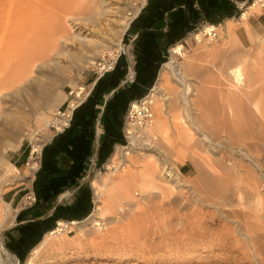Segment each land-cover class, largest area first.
<instances>
[{
	"label": "rangeland",
	"instance_id": "1",
	"mask_svg": "<svg viewBox=\"0 0 264 264\" xmlns=\"http://www.w3.org/2000/svg\"><path fill=\"white\" fill-rule=\"evenodd\" d=\"M36 1L23 0L8 10L9 0H0V20L7 22L0 26V71L22 42L27 45L53 25L60 26L59 13L67 2L68 6L75 2ZM112 1L116 8L109 22L89 35V44H70L60 56L58 71L53 63L45 67L33 63L26 66V82L1 90L0 193L10 186L8 191L30 185H12L10 179L24 167L15 168L10 157L21 150L30 156L32 146L53 133L49 123L62 101L74 98L69 92L80 86L86 90L109 66L115 49L128 53L129 44L121 45L124 28L143 0ZM260 3L246 9L245 19H238V14L232 30L221 22L219 37L211 42L188 37L180 42L181 53L171 54L169 48L164 58L167 77L149 91L151 106L144 104L153 113L152 122L140 123L133 117L127 128L134 130V138L128 135L125 147L116 152V146L110 154H116L117 163L110 159L107 164L113 167L96 166L86 176L95 181L90 215L76 222L62 220L68 226L47 232L37 252L22 264H264ZM147 165H158L162 171L154 182L138 179L114 189V179ZM2 210L1 228L6 223Z\"/></svg>",
	"mask_w": 264,
	"mask_h": 264
},
{
	"label": "crops",
	"instance_id": "2",
	"mask_svg": "<svg viewBox=\"0 0 264 264\" xmlns=\"http://www.w3.org/2000/svg\"><path fill=\"white\" fill-rule=\"evenodd\" d=\"M250 1H143L124 31L121 45L129 44L128 53L120 52L113 57L111 67L92 78L84 97L70 112L69 125L62 132L49 134L41 144L38 163L35 159L33 168L28 169L33 155L29 159L27 150L10 157L15 168V164L24 167L22 172L17 169L18 177L10 179L12 185L30 184L8 191L13 188L10 186L0 193V209L7 213L0 236L5 249L20 264L27 261L47 232L55 230L56 223L81 221L90 215L93 186L86 176L92 168L109 162L114 147L115 151L123 147L130 104L155 89L169 48L182 45L180 42L187 40L188 33L202 21L223 22L225 27ZM69 99L67 96L61 105ZM25 178H29L27 182ZM26 189L35 198L31 203L24 202Z\"/></svg>",
	"mask_w": 264,
	"mask_h": 264
},
{
	"label": "bare ground",
	"instance_id": "3",
	"mask_svg": "<svg viewBox=\"0 0 264 264\" xmlns=\"http://www.w3.org/2000/svg\"><path fill=\"white\" fill-rule=\"evenodd\" d=\"M6 1L8 2V0H6ZM34 1L37 2L36 0H34ZM74 1L75 2H72V4H70L69 6H68L69 2H67L65 9L64 10L61 9L62 11L59 13L60 15H58V16H60V21H62L60 26H57L55 24V25H53L52 28L48 29L47 32H45V34L42 37H40V39L35 38V39H33L34 41H32V42L29 41L27 43V45H25L22 42L21 46L19 48H16V50H18V51H16L14 49L15 52H14V54H12L13 60L11 62L7 61L8 65L0 71V92H1V90L2 91L4 89L6 90L7 87H13V85H15V84H21L25 80L27 81L26 78L29 76V72H27L26 66L30 67L33 65V63L39 62L40 67H45L47 65L50 66V64L53 63L55 65L54 66L55 69L58 71V66L60 65V62H61L60 56L69 50L68 46L70 44H73V45L74 44L84 45L85 43L89 44L90 39H91V38H89V35L91 33H93V31L100 30L102 25L107 24L109 22L108 17L110 15L112 9L116 8L114 6V3L112 0H74ZM256 1L258 2L260 0L253 1L252 3L249 4L250 6L247 5V7H245L244 10L239 14L238 19H245V16L247 13L246 9L251 8L254 3L256 4ZM21 2H23V0H9V9L8 10H11L12 7L18 6V4H21ZM138 9H139V7H138ZM138 9L136 10V12L138 11ZM8 13H9L8 16H10L11 13L10 12H8ZM63 16L65 18H62ZM0 17H1V13H0ZM3 22H5V21L0 20V26ZM65 23H68L69 27L64 26ZM230 24H231V21L227 22L225 27L226 28L231 27ZM6 25H7V22H5L4 27H6ZM215 25H217V24L214 23V25H206L202 28V30H200L197 33H194L193 35L190 34L188 37H191L194 39V38H199L202 35L207 34V33H210L212 35V32H211L212 30L213 31L217 30L218 31V37H219L220 27L222 25L221 24L219 26H215ZM126 27L124 29H126ZM85 31H87V33H84ZM211 41L212 40H208V41H206V43L211 42ZM118 45H120V44H118ZM181 48H182V45L176 44V46L173 49L174 54L175 53H181ZM119 49H115L116 54L114 55V57L117 54L118 55L120 54V52L118 53ZM64 55H66V54H64ZM118 55H117V57H118ZM112 61H113V59H112ZM112 61L110 62L109 66L104 68L101 72H103V71H105V69H108L109 67H111ZM234 70H236V67H234ZM237 71H238V69H237ZM167 72H168L167 67H166V65H164L162 70H161L159 79L156 83V86H154L155 88H158V86L161 85L160 81L166 79ZM84 89L85 88L83 86H80L75 91L73 90L72 92H70L71 95L74 92V95H73L74 98L69 100L70 104H69L68 111H65V113H64L65 116L63 114L64 117H58V113H57L58 110H57L53 114L54 115L53 120H52L53 123L60 124V122H62V124L65 123V126H66V124L69 125L70 120L68 122H66V120H67L66 116H70V119H71L70 110H72L75 107L76 103L84 97L85 94L84 95L82 94L84 92ZM150 95H151V93L147 95V97H146L147 99H145L143 101V105L146 104L148 106H151L152 99L150 98ZM66 96H67V94H66ZM133 105H134L133 108H136V111L140 114H141L142 110L146 111L145 105L144 106L137 105V104H133ZM59 108H64V106L63 105L59 106L58 109ZM151 116L153 117L152 112H151ZM58 124H56V125H58ZM126 129H127V138H128V135H129V139L134 138V130L131 128L128 129L127 127H126ZM49 134H47L45 136V138H47L49 136ZM36 139H38V138H36ZM41 144L39 143V144H35L32 146V149H31L32 155H34L35 152L39 153L40 148H41ZM122 146L123 147H121V149H123L125 147L124 145H122ZM117 151H118V149L116 150V152ZM125 154H128V153L125 152ZM116 157H117L116 154H114L111 158V161L117 163ZM31 160H33V162H35V157H32ZM34 165H35V163H33V165L31 166L30 169H32ZM157 166L156 165L155 166L154 165L142 166L141 170L136 174L131 173L129 175L117 177V179L113 180L114 189L115 190H118L120 188L123 189L122 186L124 184H128L131 181H136L138 179L140 181H143V182L148 181L149 179L153 180V178L157 174H159L161 171L159 169L160 167L159 166L157 167ZM110 167H113V164L109 163L107 165V168H110ZM153 182H154V180H153ZM94 183H95V181L92 182L93 187L95 185ZM127 188L129 189V187H126L125 189L127 190ZM95 194H98V192H96ZM123 194H126V193H123ZM112 195H113V193H112ZM98 198H99L98 199V201H99L100 197H98ZM99 209H100V206L97 205L96 210H99ZM3 213L5 215V213H6L5 210ZM6 215H7V213H6ZM67 226H68V224L66 222L61 221L60 223H57V227L51 233H54L56 230L57 231L61 230L62 227H67ZM0 248L1 249L3 248L5 253H6V254H3L4 255V259H3L2 251L0 249V263H2V264H17V263H19L18 260L16 259V257H14V255L12 253L8 252L3 247L1 236H0ZM35 252H37V247L32 251L31 255Z\"/></svg>",
	"mask_w": 264,
	"mask_h": 264
},
{
	"label": "built area",
	"instance_id": "4",
	"mask_svg": "<svg viewBox=\"0 0 264 264\" xmlns=\"http://www.w3.org/2000/svg\"><path fill=\"white\" fill-rule=\"evenodd\" d=\"M260 4H261V6H263L264 5V0H260ZM206 25H214V23H210V22H206V21H202V22H200L199 24H197L195 27H194V29L193 30H191L189 33H188V35H193L194 33H197V32H199L200 30H202V28L204 27V26H206ZM220 24H217V25H215V26H219ZM212 32V35L210 34V33H207V34H204V35H202L201 37H199V38H194L195 40H206V41H208V40H215L217 37H218V31L216 30V31H211ZM119 53V52H118ZM118 55V54H117ZM106 70V69H105ZM70 92H72V91H70ZM69 92V94L71 95V93ZM147 97V95L144 97V98H141L140 100H138V101H134V102H132L131 104H130V107H129V110H128V112H127V115H126V117H125V121H124V123H125V125H124V134H125V137L127 138V129H126V127H128V125L129 124H133V122H132V118L133 117H135V118H139V120H141L140 121V123H142V121L144 122V123H148V124H150L151 122H152V116H151V113L149 112V108H148V111H147V109H146V111H141V114L140 113H138L137 111H136V108H133V104H137V105H141V106H144L143 105V101L145 100V98ZM69 104H70V101L68 100L67 102H66V104L64 105V108H57V113H58V117H64L65 116V111H68V109H69ZM60 106H62V105H60ZM134 109V110H133ZM132 111V112H131ZM70 112H72V110H70ZM63 114H64V116H63ZM66 118H67V120H66V122H68L69 120H70V116H66ZM65 118V119H66ZM56 124H58V123H56ZM55 123H53L52 121L50 122V124H49V129L53 132V133H58V132H62L63 130H64V128L66 127V126H68V124H66V126H65V123L64 124H62V122H60V124H58V125H56ZM97 124L98 125H100V123H99V120L97 121ZM52 133V134H53ZM44 144V143H43ZM32 149V148H31ZM40 153H41V149H40V151H39V153H34V155H33V157H35V159H36V161H37V163H38V160H39V157H40ZM30 157H32V154H31V151H30V156H29V159H30ZM28 162H26L25 164H27ZM37 169V168H36ZM35 169V170H36ZM35 200V198H34V196H33V194H31L30 192H28V196H27V201H28V203H31V202H33Z\"/></svg>",
	"mask_w": 264,
	"mask_h": 264
},
{
	"label": "trees",
	"instance_id": "5",
	"mask_svg": "<svg viewBox=\"0 0 264 264\" xmlns=\"http://www.w3.org/2000/svg\"><path fill=\"white\" fill-rule=\"evenodd\" d=\"M121 55V54H120Z\"/></svg>",
	"mask_w": 264,
	"mask_h": 264
}]
</instances>
